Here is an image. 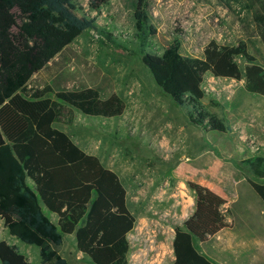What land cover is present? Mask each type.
I'll return each instance as SVG.
<instances>
[{"label":"trees","instance_id":"obj_1","mask_svg":"<svg viewBox=\"0 0 264 264\" xmlns=\"http://www.w3.org/2000/svg\"><path fill=\"white\" fill-rule=\"evenodd\" d=\"M79 0H0V216L10 234L40 248L39 264H69L60 253L65 235H75L85 264H128L129 234L136 217L120 176L83 150L55 123L65 106L88 116L116 117L125 111L116 93L102 97L96 87L64 85L62 78L29 88L95 19L80 13ZM110 0H89L100 11ZM136 38L142 61L157 85L188 110L190 121L207 132L226 135L229 127L203 104L207 73L245 80L246 89L264 96V65L244 41L211 40L203 57L183 55L177 44L160 53L148 45L156 33L147 0H137ZM264 21V16L259 18ZM264 38V34H263ZM146 45V46H144ZM248 62L242 69L239 62ZM55 98H52L51 95ZM251 174L264 179V155L247 160ZM248 182L264 200V182ZM195 211L175 227L173 264H216L196 242H206L228 227L226 200L207 186L188 182ZM58 215L54 222L45 212ZM1 264H32L17 245L0 241Z\"/></svg>","mask_w":264,"mask_h":264},{"label":"rangeland","instance_id":"obj_2","mask_svg":"<svg viewBox=\"0 0 264 264\" xmlns=\"http://www.w3.org/2000/svg\"><path fill=\"white\" fill-rule=\"evenodd\" d=\"M78 2L80 13L94 18L95 26L49 62L48 69L35 75L29 88H42L62 78L63 86L96 87L104 98L116 93L124 100V113L111 118L87 116L65 106L55 126L84 150L98 155L124 183L129 208L136 217L129 235L128 264H171L175 227L183 226L192 214L194 192L188 182L215 179L229 170L248 171L247 160L264 155V96L249 92L244 79L234 81L207 73L203 104L230 129L226 135L205 131L190 121L187 108L177 105L157 85L142 61L134 17L137 0H110L100 11L91 10L89 0ZM147 3L156 27L148 39L152 49L162 53L177 44L183 55L203 57L211 40L221 44L244 41L264 65V21L259 19L264 16V0ZM239 62L242 69L248 64L244 59ZM251 192L260 198L253 189ZM236 229H242L240 224L236 223ZM1 240L17 245L32 264L41 262L38 246L13 237L0 222ZM234 249L230 254L233 262L241 254L240 247ZM60 253L69 264L89 261L73 235L64 236ZM237 264L246 263L238 259Z\"/></svg>","mask_w":264,"mask_h":264},{"label":"crops","instance_id":"obj_3","mask_svg":"<svg viewBox=\"0 0 264 264\" xmlns=\"http://www.w3.org/2000/svg\"><path fill=\"white\" fill-rule=\"evenodd\" d=\"M190 172L192 173L191 170ZM228 172L218 178L208 179V181L203 182H199L198 176L193 174L197 177L198 183L207 186L226 200L222 207V212L226 216L228 223V227L216 236L210 237L206 242L197 241L196 244L201 252L211 258L216 264H237L238 259L244 260L246 264H264V232L262 231L264 228V200L258 194L260 198L252 194L253 187L248 182V178L250 177L256 182H264V179H253L250 170H229ZM192 199L193 214L195 211L194 195H192ZM50 213L55 220L52 219L53 217L51 219L54 222H58V215ZM0 222L5 226V219L1 216ZM236 223L242 227L240 231L236 229ZM238 242H241V245ZM234 247H240L241 254H238L233 262L230 254L232 251H236ZM174 260L173 249L171 264H173Z\"/></svg>","mask_w":264,"mask_h":264},{"label":"built area","instance_id":"obj_4","mask_svg":"<svg viewBox=\"0 0 264 264\" xmlns=\"http://www.w3.org/2000/svg\"><path fill=\"white\" fill-rule=\"evenodd\" d=\"M235 81V79H233Z\"/></svg>","mask_w":264,"mask_h":264}]
</instances>
